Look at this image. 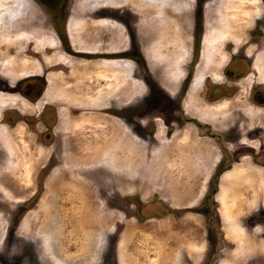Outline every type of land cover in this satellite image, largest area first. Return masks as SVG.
I'll use <instances>...</instances> for the list:
<instances>
[{"label":"rangeland","instance_id":"rangeland-1","mask_svg":"<svg viewBox=\"0 0 264 264\" xmlns=\"http://www.w3.org/2000/svg\"><path fill=\"white\" fill-rule=\"evenodd\" d=\"M16 1L0 0V62L11 61L6 71L0 67L5 73L0 89L13 94H0V105L18 107L31 127L20 120L13 126L0 124V149L6 152L5 163H0V264H264V109L246 104L254 87L264 95V0H29V14H19ZM100 5L103 8L95 14L107 19L88 20ZM14 13L47 18L62 37L72 16L69 37L73 49L82 53H91L84 50L89 48L86 41L96 49L93 54L106 44L109 52L132 46L133 52L122 58L125 63L102 57L75 62L62 54L57 36L44 21L40 24L52 37L50 42L14 37L19 32L9 29ZM202 18L200 61L188 72L193 82L188 92L185 87L180 94L181 88L176 95L168 94L159 85L173 87L185 78L190 50L182 35L191 25L199 27ZM119 22L129 26V35ZM88 23L86 33L94 27V34L82 42L72 30ZM222 31L226 39L220 52L225 58L218 48L208 46L205 55L210 62L204 64L206 36ZM138 39L154 74L140 66ZM176 50L181 56L178 64L173 60ZM241 54L249 55L253 64L252 75L238 83L241 92L208 103L206 87L209 97L217 87L236 89L233 84L244 76ZM63 67L73 77L65 80ZM46 73L50 88L45 100L67 108L93 107L83 109V117L76 119L67 109L61 111L66 114L61 129L71 127L72 134L66 135L69 147L57 148L67 162L64 171L56 168L53 173L50 169L60 166L59 152L55 146L45 149L30 124L43 112V102L29 109L18 99L41 96L45 81L36 76ZM6 75L16 88L7 86ZM72 80L76 84L69 94L64 83ZM183 98L185 111L210 128L180 107L177 116L185 117L189 126H171V104L178 106ZM110 105L112 117L100 110ZM20 110H11L8 121L21 117ZM2 113L0 107V118ZM235 115L255 125L248 130L250 136H241L239 156L234 154L238 130L221 133L219 128ZM55 117L52 111L43 115L51 124ZM198 124L201 135L189 128L198 129ZM212 127L219 129L212 133ZM184 138L187 142L181 141ZM145 139L158 146H149L142 142ZM202 150L212 156V163H194ZM220 154L227 163L219 164ZM105 155L113 156L116 169Z\"/></svg>","mask_w":264,"mask_h":264},{"label":"flooded vegetation","instance_id":"flooded-vegetation-1","mask_svg":"<svg viewBox=\"0 0 264 264\" xmlns=\"http://www.w3.org/2000/svg\"><path fill=\"white\" fill-rule=\"evenodd\" d=\"M101 8H103V5H100L98 8H96L93 11V14L91 16H88L87 17L88 20L91 19V21L98 22V21H100L102 19H105L106 17L98 16V15L95 14ZM197 14H198V12H197ZM201 16H203V14ZM41 18L44 21V23L46 24V26L49 28V30L51 32L55 33V35L57 36L58 44L60 45L62 54L67 55L68 57L72 58L75 62H79L78 60L76 61L77 58L80 59L81 61H84V60L87 61V60H90L92 58L102 57L100 59L105 60V58H106V59H109V61L113 62L114 60H112V59L113 58H116L117 61H122L120 63H125L124 62L125 60L123 61L122 58H129V57H131L130 55L133 52V46H132V48H124V49H120V50H117V51H114V52H109L106 48H103L105 50L102 49V50H100L99 53H95V54H93V53H87V52L82 53L80 51H76L75 49H73V46H72V43H71V39L69 37L70 32H71V31H69L70 30L71 23L73 21L75 23V19H73L72 16H70L69 19L66 21V26H65L66 35H64L65 37H62L60 35L59 31H57L54 28V26H52V22L49 21V19L44 18V17H41ZM202 20L200 21V26L199 27H196V24H195V27H193L191 25L190 30L189 31H185L184 32V35H182L183 38L186 40V42H187L186 44L188 45L189 50H190L189 61H187V63L184 66L185 78L182 81H180L177 85H174L173 87H170V86H168L165 83H163V84L161 83L159 85L160 87H163V89L166 90V92H168V94L176 95L177 94V91L181 88V90L179 91V94H180L181 92L184 91V88L185 87H187L186 92H188V90L190 88V85H191V82H193L192 80L189 81V79L191 78L192 75H191V73H188V72L189 71H193L197 67V65H198V63L200 61V57H201L200 50H201V45H202V39H203V36H204V33H205V23H204V19L203 18H202ZM119 24H121V26H122L123 22H119ZM88 26H89V23L82 30H79V27H77V28L74 27V29L72 31L76 35V37L78 36V38L83 41L86 37L88 38V37H90L91 35L94 34V27H93V32L91 34H87L88 32L86 33V30L89 28ZM122 27H123V31H124V27H125V31L129 35V31H130L129 26L127 24H123ZM258 29H261L262 30L263 28H261V26L258 25ZM100 30H102V31H108V30H104V29H100ZM200 31L202 32V34L200 35L199 43H197L198 33H200ZM95 35H96V33H95ZM262 39H264L263 36H261V41L263 42ZM86 43L89 44L91 42L90 41H86ZM131 43L133 45V42H131ZM103 45H105V44H103ZM107 45L108 44H106L105 47ZM136 46L139 47L140 52H141V54L143 56V58L141 56V60H142V62L140 64L141 68L143 67V68L149 70L151 73L154 74L155 71H153L150 68L151 65H149V63L147 62V59H145V57H144L143 48H142L143 47L142 46V41L138 39V41L136 43ZM234 54H235L234 56H237L238 55V53H234ZM241 58L242 59H240V60H242L243 63H244V66H243V68H244V71H243L244 76H243L242 79H238L236 82L234 81L235 83L233 85L236 87V89H234L232 92L231 91L228 92V90H224L223 87H217L216 89L213 90V95L209 97V94H210L209 93V89L206 87L207 92L205 93V97H206L207 100H209L208 103H216V102H221V101L226 100V99L227 100L228 99H232V98H235L241 92V88H240V85H238V83L240 82V80L243 81L244 79L250 77L252 75L250 71L253 70V64H252V61L250 60V56L249 55H245V54L244 55L241 54ZM62 64L63 63H61V64L58 63L57 65L59 67H61V66H63ZM62 72L64 73V79L65 80L68 79V78L73 77V76L70 75V71H69V69L67 67H63L62 68ZM3 76H5V75L3 74V72H2V70L0 68V80H2ZM47 76H48V73H46L43 76H36V77H39V78L41 77L42 80L45 81V87L43 89V93L41 94V96L35 97L36 100H35L34 97L31 100H28V99L23 98V97H21V98H18L17 96L16 97L20 100V102L22 104L27 105V107L29 109L32 108L31 107L32 104H34V103L39 104L40 102H43V105L41 107H39V108H42L43 107V112L40 113L41 115L39 114L36 117L37 119L36 118L35 119H31L33 122H30V124L31 123L33 124L34 123L32 125V127L35 125V127H34L35 130H34L33 133L36 132L35 134L39 137V141H40V143L42 145H44L45 149H48V147L55 146V149L56 150H57V148H60L61 150H63V149H65L66 146L69 147V145H70V142H67L66 141V135H69V134H72V133H71V127H69L68 129H61V125H60L61 124V118H62L61 117V111L67 109L68 112H69L68 115H70V116H72V117H74L76 119V118H82L83 117L81 115V112H82L83 109H89V108L92 109L93 107H72L70 105V108H67L66 106H62L61 105L62 102H56V101L54 102L53 100H47V99L45 100L44 99L45 98V94L47 93L48 89L50 88V85H49L50 82H49ZM4 81H7L6 84H7V86L9 88H11V89L16 88V87L13 86V82L7 76H6V78H4ZM72 82H73V80L72 81H68V84H66V83L63 82L65 88H67L69 90V94H72V91H74V89L72 87L76 84V83H72ZM205 82H207V80ZM260 85L263 86V84H260ZM35 86H36V91H38V89L40 87V84H37L36 83V85H34L33 87L35 88ZM8 87H6V88H8ZM147 87H148L147 88V91L149 92L150 86L147 85ZM21 90L23 91V89H21ZM22 91L20 93H21L22 96H24V93H22ZM225 92H228V93H225ZM0 94H4V95H8V96L9 95L10 96L12 95L13 96V94L6 93L4 91H1V89H0ZM176 98H178V96ZM174 100L176 101L178 99H174ZM144 102H145V99H144ZM184 102H185V98H183L180 101V103H179L178 106H177V104L175 106V103H172L171 104L172 106L170 107V109L173 111V114H174V116L172 117V121H171V126L172 127L175 126V127L178 128V127H181V126L185 125V129H186L189 126V125L187 126V124H189V121H186V118L185 117H179V116H177L179 114V112H178L179 110H178L177 107H180V109H182V111L183 110L185 111V104H184ZM132 103H135V102H132ZM132 103H128L127 105L130 106ZM28 104L30 106H28ZM246 104L248 106H250V107H253V108L264 109V95H263L262 91L258 90V86L254 87L250 91V94H249V96L246 99ZM0 107L2 108V111H3V113L1 114V118H0V124L3 123V124H6V125L13 126V125H15V124L18 123V122H16L17 120H20V122H24L26 125L30 126L29 123H27V122H29V119L27 118V116L25 115V113H23L18 107L8 106L7 104L6 105H0ZM111 107H112V105L107 106V107H104V108H101L100 110L105 111L104 114L111 116L113 114V109ZM36 108L38 109V106ZM13 109L15 111L20 110L19 112L22 115H21V117L15 116L16 119L14 120V122H10V121H8V116H9V113H12V115L14 114L13 112H11V110H13ZM7 111H9V112H7ZM46 111H52L54 114H56L55 121L53 122L54 124L52 123L53 125L49 121H46L43 118V115L46 113ZM75 113L78 116H75L74 115ZM185 113L187 114V116L192 117V118L198 120L197 118L189 115L186 111H185ZM27 115L31 116L30 114H27ZM39 118H40V120H39ZM92 119H95V117H93ZM140 119H141V122H143V118L141 117ZM23 120H26L27 122H25ZM40 121L42 122V125H41V123H39ZM198 122H199V124H203V125L209 127L208 126L209 124L202 123L199 120H198ZM199 124H198V129L197 128L195 129L191 125L189 127L192 130H194L196 133L198 132L197 135H201V133H199V131H200L199 129L201 128L199 126ZM40 125L42 126L43 130H41L39 132L38 129L41 128ZM253 127H255V125H251L250 122H249V120H248V118L246 116L245 117H238V116L235 115V118L233 119V121H231L230 124H228L226 126L224 125V126L219 127V128L221 129V133L222 132L223 133L229 132V131H232V130H238V133H239V141L238 142L235 141L236 142L235 143L236 145H234L235 148H236L234 150V152H235L234 154L237 155L238 153L241 154V148H240V151H239V149L237 147V146H239V143L241 141V136L242 135H248V136H250V132L248 130L251 129V128H253ZM214 128L212 127V129H211L212 133H213V131H216L215 129H219V128H215V129ZM9 129H10V127H9ZM138 133H139V136H143L144 137V134L143 133H140V132H138ZM51 134L53 135V138L50 136ZM58 134L61 135V136H64V137L57 138ZM64 134H66V135H64ZM44 136H45V139L46 140L43 139ZM157 136H158V134H157ZM224 141H225V135L223 137V142ZM142 142L147 143L151 147L158 146L156 144L155 145L154 144H149L148 141H147V139H145ZM229 143H227V144H229ZM224 144H225V142H224ZM225 148L231 151V149L228 146H226V145H225ZM57 151L59 152V159L57 158L58 155H56V160H57V162L60 163V166H55V168H53L52 170L50 169V173H53V171L56 168H61L64 171V168L63 167H64V165L66 163L63 162V153H61L59 150H57ZM240 154H238V156ZM5 160H6V152L2 148V149H0V163H5ZM221 163H227L225 161L224 156L222 154H220L219 164L221 165ZM48 177H49V175H48ZM45 185H46V187H48L47 184H45ZM205 198L206 197L204 196L202 202H204V199ZM11 212L14 213V212H16V210H13V211L11 210ZM12 213H10V214H12ZM204 213H205V210L203 208V214ZM168 214H167V216H168ZM12 215H14V214H12ZM223 251H224V249L221 250V252H223Z\"/></svg>","mask_w":264,"mask_h":264},{"label":"bare ground","instance_id":"bare-ground-1","mask_svg":"<svg viewBox=\"0 0 264 264\" xmlns=\"http://www.w3.org/2000/svg\"><path fill=\"white\" fill-rule=\"evenodd\" d=\"M127 1V0H126ZM33 2V1H32ZM107 2V1H106ZM110 2V1H109ZM34 3V2H33ZM105 3V2H104ZM30 4H31V2L29 1V0H17L16 1V5H18L19 7H20V10L18 9V7H17V9L19 10H17L18 11V13L20 12V11H22L23 13H28L29 14V6H30ZM32 6H34V4L32 5ZM7 7V6H6ZM104 7H107L106 5L104 6ZM4 8H5V6H4ZM13 8V7H12ZM3 9V7L1 8L0 7V10H2ZM19 14H21V13H19ZM32 14V13H31ZM16 15H17V13H16ZM28 16V15H27ZM27 16L26 15H21V16H15V13L11 16L12 17V21H10L9 22V29L11 30V33H12V31H17L18 29H19V32H17L16 33V35L14 36V37H16L17 39H19V38H21L23 35L26 37V38H34V39H36L35 41L37 42V40L38 41H40V42H44V41H48V42H50L51 41V39H52V37L50 38V35H47V33H49L48 31H47V29L45 28V26H44V24L42 25V24H40L43 20H42V18H41V16L40 15H36V16H32V17H30V19H28L27 18ZM160 15H159V13H158V17H159ZM222 23L223 24H226V20H224V21H222ZM231 23H233V22H231ZM110 27H112L111 25H109ZM21 29V30H20ZM23 29V30H22ZM113 29H114V26H113ZM105 30H107V29H105ZM111 30V29H110ZM1 23H0V39H3V37L1 36ZM10 33V34H11ZM15 34V33H14ZM13 35V34H12ZM209 35H213V38H211V39H209L208 40V38H209ZM4 36V35H3ZM89 39H90V37H88ZM226 39V34L222 31V32H212V33H210V34H208L207 36H206V38H205V41H204V44H203V63L204 64H208L209 62H210V59L208 58H206V50H207V48H208V46L210 47V48H213V47H215V48H218V52L220 53V56L222 57V59H224L225 57H224V55H223V53H221L220 52V48H221V46H222V44L224 43V40ZM174 41V43L175 44H177V41L174 39L173 40ZM83 42V41H82ZM86 43V42H85ZM12 46H13V44H12ZM91 45L90 44H88V49H84V50H91L90 52L91 53H94V52H92L93 50H96V49H94V48H92V47H90ZM107 47H109L108 45H107ZM105 48V47H104ZM161 48V47H160ZM9 50H10V48H9ZM9 53V52H8ZM85 53V52H84ZM174 53V57H177V59H173L174 60V63L175 64H178L179 63V61H181V56L179 55V53L177 52V50L175 51V52H173ZM173 53H171V55L173 54ZM4 56H5V58L7 57V55H5V53H4ZM159 57L161 58V56L159 55ZM11 64V61H9V59H5V60H1V62H0V67L2 66V68H3V71H6L7 70V67L9 66ZM59 67V66H58ZM5 74V73H4ZM12 74V73H11ZM97 75V74H96ZM170 75H173V77H175V75L176 74H174V73H172V74H170ZM7 76V75H6ZM177 76V75H176ZM8 77V76H7ZM8 78H10V77H8ZM102 78H104L103 76H102ZM57 79H58V77H57ZM99 79V78H98ZM46 96H45V98H47L48 97V93L47 94H45ZM51 97V96H50ZM59 101H61V100H59ZM219 107H223V108H225L226 106H224V104H221V105H219ZM262 113V115L264 114V112H261ZM62 118L63 117H65L66 116V114L63 112L62 113ZM254 116H257V117H259L260 116V114H255ZM261 117V116H260ZM219 118H220V116H219ZM224 120H226V119H224ZM60 127V126H59ZM63 129H65L66 127L64 126V127H62ZM0 132H2V131H0ZM62 134V133H61ZM64 135H66V134H64ZM186 137H187V135H185ZM186 141V138H184L183 140H181V141ZM187 142V141H186ZM180 143V142H179ZM205 151V150H204ZM213 151H215V150H213ZM198 152H200V151H198ZM202 152H203V150H202ZM207 152V151H206ZM204 154L203 155H201L200 157H199V159H195L194 160V163H195V161H197L198 163H212V160H213V158H212V156H210V154L208 153H205V152H203ZM215 156V155H214ZM213 156V157H214ZM204 158V159H203ZM105 159L106 160H108L109 162H110V164H111V167L112 168H117L116 167V164H114V163H116L115 162V160L113 159V156H111V155H105ZM66 161V160H65ZM64 162V161H63ZM65 163H67V162H65ZM9 164H11V163H9ZM80 165V164H79ZM110 166V165H109ZM119 167L120 168H124L123 166L121 167V165H119ZM209 170V167H208V169H207V171ZM206 171V172H207ZM24 182V181H23Z\"/></svg>","mask_w":264,"mask_h":264}]
</instances>
